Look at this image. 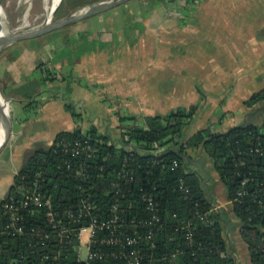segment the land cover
<instances>
[{
  "label": "trees",
  "instance_id": "1",
  "mask_svg": "<svg viewBox=\"0 0 264 264\" xmlns=\"http://www.w3.org/2000/svg\"><path fill=\"white\" fill-rule=\"evenodd\" d=\"M94 1L98 0H62L58 8L67 4L71 12ZM7 49L4 52H8L10 60H14L22 51L20 42ZM41 67L42 64H39L36 69ZM44 71L45 76L37 84L29 82L19 87L24 90L25 98L40 94L39 86L46 80L55 79L52 76L54 70L45 68ZM0 92L8 98L1 83ZM262 99L264 89L253 93L246 102L250 105ZM65 107L71 109L69 104H65ZM198 108L197 105H190L172 109L165 114L143 116L140 121L123 126L117 139H113L107 132L99 131L93 124L87 129L78 125L72 131L59 132L54 141L65 136L89 137L99 145L102 154H109L108 159L102 162L104 169L101 175H97L91 182L82 183L85 191L77 188L80 181L65 178L57 172L54 163L61 158L58 157L59 153L53 152V146L32 151L14 175L8 193L0 199V264L91 263L77 260L75 240L60 251L52 241L36 246L32 252L26 240L6 235L3 228L7 218L2 213V203L8 195H18L22 188H27L46 165L48 168L44 174L51 180L44 183V189L52 195L53 204L61 207L76 195L89 194L102 211L109 213L111 205L117 200L114 183L122 180L116 172L128 154V149L135 152V161L139 160L140 166L132 164L134 180L124 181L122 191L125 197H119L118 204L127 207L131 203L130 216L138 213L148 215L140 197V188L144 187L153 192L159 201L164 220L163 228L153 238L155 247L150 250L151 264H238L231 251L232 243L222 223L221 213L214 208L212 195L199 173L189 166L192 158L190 151L193 149L202 150L219 174L238 221L240 237L248 248L250 264H264V120L259 124L234 126L226 132L204 127L187 135L186 129ZM72 114L79 116L75 112ZM251 147H258L260 151L250 152ZM173 160L178 161V166L171 169ZM241 161H245V165H241ZM244 177H248V180L242 186ZM181 180L188 186V192L180 189ZM243 189L245 194L237 195ZM173 212L177 213L176 217L172 216ZM187 221H191L194 226L191 240L185 238L181 229ZM176 226L181 230L176 231ZM21 252L27 255L25 259H19ZM56 252L57 258H53ZM44 253H48L50 258L45 259Z\"/></svg>",
  "mask_w": 264,
  "mask_h": 264
},
{
  "label": "crops",
  "instance_id": "2",
  "mask_svg": "<svg viewBox=\"0 0 264 264\" xmlns=\"http://www.w3.org/2000/svg\"><path fill=\"white\" fill-rule=\"evenodd\" d=\"M227 1L230 6H225V14L232 13V16L238 22L241 21V17L239 16L242 14V22H244V26H249L248 22H250V20L245 18L247 14L250 13V15L252 14L255 16V21L253 20L254 26L249 27L250 29L247 34V38H244L243 41L240 42L242 45V51L238 48L237 52L239 55L236 56V59L235 57L232 58V61H237V66L234 65V70L241 67L242 71H244L242 78L249 79V84L246 83L248 85L247 87H251L253 85L256 87H263L264 0ZM170 2V4L159 3L158 5L154 4L142 6L125 4L122 8L118 6L119 8L115 7L111 10L109 9L104 14H100L97 17V25H94L95 23L92 22V18H90L91 16L75 22V24L82 25L78 26L76 29H74L72 25V33H78L83 36L82 42L84 43V41L87 40L89 45L86 47L90 46V49H87L85 46L82 47V43L77 46L79 51L75 55L67 53L59 57L47 58L46 64L44 65L45 67H41L43 73L38 76H35L34 70L37 68V59L40 58V56L33 50H25L24 48L14 60L9 59L7 51L0 54V83L8 95V98L11 99V102L28 100L24 99V90L19 87L29 82L37 84L40 78L45 76V68H51L55 72V74L52 75L55 77L54 80H46L45 83L39 86V91L41 92L40 94L49 93V98L39 109V111L43 113V116H40L38 120L34 121L28 120L27 118L23 121H20L21 119H19L16 128L13 123V131L8 144V147L10 146L12 149V165L5 187L0 191V199L8 193L14 175L24 165L30 153L37 148L50 146L59 132L72 131L78 125H80L82 129H87L91 124L96 122L98 124L102 123L101 125L103 128H106L107 130L108 124H104L109 121L107 118H111L110 121L116 120V123L119 124L116 119L119 115L113 114L110 117H107L109 115L108 112L110 107L103 105L102 102L99 103L97 108L93 111H88L89 115L87 122L83 119V121L77 123L70 117L69 112L64 107L63 99L65 97L70 99L71 97H69V95H64L62 92L63 88L69 87L68 90L70 91V86L72 84L78 86L80 88L79 91L76 89L74 91L73 88L72 94H74V99H76L79 104L82 103L83 106H86L88 102L87 94L89 95L97 90L99 93L106 92L104 90L106 89L111 91L113 94H118V97L120 94L132 95L133 89L131 88H134L137 83L140 88L138 89L139 91H137L139 94L136 93L138 98L137 102H140L141 100L149 102L152 99H157L156 94L162 95L163 92H165L168 96L176 94V90H159L158 88L162 81H160L158 76L159 80L153 81V86H149L151 83L149 78L150 75L147 77V79L149 78L148 80L145 78L141 82H134V75L140 73L142 74L145 69H150V67L152 68L157 60L175 59L177 56L181 55L180 50L186 52L185 48L187 43L184 34L195 30L201 21L200 15L203 12L206 13L210 9V5L201 6L199 8L194 6L190 8V6L185 5H171L173 0ZM251 6L253 7L251 8ZM213 13L215 16V12ZM227 19L228 18L225 15V34L229 32L230 28ZM256 21L258 23H256ZM92 28H94L93 31L91 30ZM96 41L99 43L97 47H95ZM22 43L20 44L21 46L25 45ZM117 44L121 46L118 48ZM113 48L120 51L122 61L117 60V54L113 55L112 53H104L105 51L112 50ZM242 52H244V56L246 54V57H242L240 55ZM135 60H141L143 65L141 72L133 74L128 62H133ZM245 67L246 69H250L249 72L246 71ZM174 71H166L165 74L162 75V77H164V81L166 79L165 77H169L171 79H166V82L163 81L164 83L169 84L171 82L172 84H175V79H173V77H175L176 72ZM117 75L119 77V81L117 80ZM235 76H237V78L241 77L236 74ZM234 78L235 77H233L231 83L228 84L227 90H225L226 94H228V90L232 88V84L238 82V79L236 81ZM253 78L254 84L251 85V80ZM117 82V85L119 86L116 87L115 84ZM175 88L178 90V87ZM253 88L257 89L255 87ZM193 89L195 90L196 88L193 86ZM254 89H251L250 92L255 93ZM191 90L189 89V91ZM198 92L200 93L199 101H201V99H206V101L208 100L207 94L203 91V94L201 91ZM60 96H64V98L62 97L63 101H61ZM97 100L100 101L101 99ZM128 102L130 103V107H126V110L139 116L138 113H134L135 109H137V104H134L133 101ZM152 103L153 102H150L146 108L143 109L145 111L140 114H165L153 111L154 108ZM241 104L244 105V103ZM237 105L238 106H233L229 105V103L225 105V125L222 123L218 128L213 130L226 132L234 126L246 123L259 124L264 120L263 117L262 119L259 117V110L264 108L259 106L261 104H254L253 106H248L246 108L241 107L239 104ZM176 107L173 109H176ZM169 108L170 109L168 111L172 110V107ZM102 109H105V112L101 111ZM57 115L59 117L61 116V118H58ZM55 118L58 119L55 120ZM132 122H134V120L130 119V123ZM29 123L30 126L28 127ZM190 167L199 173L206 187L209 189V194L212 195L214 208L218 209L221 213L222 223L226 228L228 237L231 240V251L234 252L237 263L250 264L248 248L240 237L238 221L232 212L231 204L227 199L223 183H218V189L219 191H222V195L220 199H217L214 197L215 184H208L205 176L200 173L199 169L195 165Z\"/></svg>",
  "mask_w": 264,
  "mask_h": 264
},
{
  "label": "rangeland",
  "instance_id": "3",
  "mask_svg": "<svg viewBox=\"0 0 264 264\" xmlns=\"http://www.w3.org/2000/svg\"><path fill=\"white\" fill-rule=\"evenodd\" d=\"M170 1L171 0H129L127 2H131L130 4L132 5L142 6L154 4L158 5L159 3L170 4ZM125 4L126 2L115 7L119 6L120 8H122ZM171 5H185L190 6V8L194 6L199 8L201 6L210 5L209 11H207L206 13L203 12L200 15L201 21L199 22L198 27H196L195 30L186 32L184 34L187 44L186 48H183L186 49V52L180 50L181 55L177 56L175 59H162L160 61L157 60L152 68L150 67V69H145L144 67L145 70L142 72V74H136V72H141L143 65L141 60L128 62V64H130L129 67L130 69H132L131 71H133V74H136L134 75V82H141L145 78L146 80L150 78L151 83L149 86H153V81H157L159 80V78L160 81L163 82L164 77H162V75L165 74L166 71L173 72L175 70L174 72H176V75L175 77H173V79H175V84H172L171 82L169 84L164 83L166 82V79L171 80L169 77H165V81L163 83H160L158 89L162 91L176 90V94L168 96L165 94V92H163L162 95L156 94L157 99H152L149 102H145L143 100L137 102L138 98L136 96V93H138L137 91H139L138 89H140L137 83L134 88H131L133 89L132 95L120 94L118 97V94H113L111 93V91L106 89H104L106 92L99 93L97 90L96 92L90 93L89 95L87 94L88 102L86 106H83L82 103L79 104L77 100L74 99V94H72L73 88L74 91L75 89L79 91L80 88L78 86H75V84H72L70 86V91L68 90L69 87L63 88L62 91L64 95H69V97L71 98H64V96H60L61 98L59 97L61 101L64 100V107L65 104H69L71 106L70 110H67L65 107V109L69 112L71 118H73L77 123H80L81 121H83V119L85 122H87V118L89 115L88 111H93L95 108H97L98 104L102 102L103 105H107L108 107H110L108 112L109 115L107 117H110L113 114L119 115L116 117L119 124L116 123V120L110 121L111 118H107L109 121L106 123L103 122L104 124H108L107 130L106 128H103V126L101 125L102 123L98 124L96 122L93 123V125H95L99 129V131H102L104 133L107 132L112 135L113 139H117L122 132L123 126L133 124L135 121H140L143 116H146L140 113H143L145 111L143 109H145L150 102H153V111L157 113H167V111L170 109L169 107H172L171 109H173L176 106L189 107L190 105L195 104L199 107V110L197 111V114L195 115L193 121L186 129V134L190 135L200 128L211 127V129H215L218 128L222 123H224L223 125H225V105H227V103L233 106H238L237 104H239L244 108L253 106L254 104H261L259 106L261 108L264 107V99L250 105L246 102V99L248 100L254 93L250 92L251 89H254L253 87L257 88L254 90L255 92H258L264 89V86L256 87L255 85H253V78L251 80V85L253 86L247 87V84H249V79L242 78V76L244 75V71H242L241 67L234 70V65L237 66V61H232L233 57H235L236 59V56L239 55L237 49L239 48L242 51V45L240 44V42H242L244 38H247V34L250 29L249 27L254 26L253 23L255 21V16L252 14L250 15V13L247 14L245 18L249 19L250 22H248V27L244 26V22H242V14H240V16L238 14V16L241 17V21L239 22L235 20V18L232 16V13L225 14V6H230L227 0H173V3ZM211 5L214 6V9ZM252 7L253 6H251V8ZM106 11L92 15L90 17L92 18V22L95 23L94 25L98 24L96 23L98 22L97 17L100 14H104ZM43 12L44 0H0V24L2 29L6 30L7 32H9L16 25L22 24L25 21L27 22V25L23 24V27L20 30L31 29L38 26L44 20ZM213 12H215V16ZM69 13L70 10L66 4L61 9L58 8L56 10L51 21L64 17ZM225 15L228 18L227 20L230 26L229 32L227 34H225ZM256 23L258 22L256 21ZM72 25L74 29H76L82 24L79 25L70 23L60 29L47 32L38 37L19 41L20 44L22 42H24L22 44H25L20 46L22 50L25 48V50H33L35 53H37L40 56V58L37 59V65L42 64L43 67H45L44 65L46 64L47 58H55L67 53L75 55L79 51L77 49V46L83 43V36L78 33H72ZM91 30L93 31L94 28H92ZM17 43L18 42H16V44ZM13 44L4 47L1 53L4 52L7 48H12ZM98 44L99 43L96 41L95 47H97ZM88 45V41L86 40L82 44V47H86ZM117 46L119 48L121 45L117 44ZM86 48L90 49V46ZM235 51L237 52V54ZM104 53H112L113 55L117 54V60H121L122 58L120 51L116 48L107 50ZM243 53L244 52L240 54L242 57L244 56ZM244 57H246V54ZM249 70L250 69L248 68L246 69L247 72H249ZM34 71L35 76L41 75L43 73L40 68ZM167 73L170 74L169 72ZM235 74L240 75L241 77L237 78ZM149 75L150 77L147 79ZM233 77H235L234 79L236 81L238 79V82L233 83L232 88H230L228 90V94H226L225 90H227V86L231 83ZM117 80L119 81L118 75ZM117 84L118 82L115 84L116 87L119 86ZM193 86L198 91H203L205 94H207L208 100L206 101V99H201V101H199L200 93L196 89L194 90ZM175 87H178V90ZM189 89L192 90L189 91ZM62 97L64 98L63 100ZM48 98L49 93H44L37 95L35 94L31 96V98H24L31 99L32 101H10L9 111L10 116H12L13 119L14 127H17V122L19 119H21L20 121H23L25 118H27L28 120L34 121L38 120L40 116H43V113H41L39 109L41 108V105L47 101ZM97 99L101 100L98 101ZM128 101H133L134 104H137V109H135L134 113H138L139 116H137V114H132L128 112V110H126V107H130V103ZM241 103H244V105H242ZM101 111L105 112V109H102ZM72 112L77 113L79 116H73ZM259 115L261 119L262 117L264 119V108L259 110ZM57 117L61 118V116L59 117L58 115ZM120 117L124 118L121 119ZM58 118H55V120H57ZM130 119L134 120V122L130 123ZM29 126L30 123L28 127ZM8 144L9 141L6 144L5 148L0 152V191L5 187L6 181L8 180L7 177L10 174L9 172L12 165V149L10 146L8 147ZM190 154L192 155V158L190 159L189 166L195 165L199 169L200 173L205 176L208 184H215L214 197L220 199L222 191H219L218 183H220L221 181L211 159L208 158V156L200 149H193L190 151ZM83 239L84 241L87 240L86 233L83 234ZM85 252L86 250L83 247V254H85Z\"/></svg>",
  "mask_w": 264,
  "mask_h": 264
},
{
  "label": "built area",
  "instance_id": "4",
  "mask_svg": "<svg viewBox=\"0 0 264 264\" xmlns=\"http://www.w3.org/2000/svg\"><path fill=\"white\" fill-rule=\"evenodd\" d=\"M50 146H53V152L59 153L58 157L61 158L54 163L57 172L65 178L80 181L77 185L80 191H85L82 183L91 182L97 175H101L104 169L102 162L109 157V154H102L99 145L89 137L65 136L53 140ZM249 151L258 153L260 148L251 147ZM134 155L135 152L128 149V154L116 172L122 182L116 180L114 183L117 200L111 205L109 213L102 211L89 194L76 195L69 203L57 207L52 202V195L44 189V183L51 180L45 175L48 168L45 165L27 188H22L18 195H8L4 198L2 213L7 221L3 232L10 237L26 240L32 252L36 246L52 241L58 245L60 251L75 240L78 261H89V264H151L150 250L155 247L154 235L164 226L159 201L153 192L141 187L140 197L148 215L138 213L130 216L131 203L127 207L118 204L119 197H125L122 191L124 181L134 180L132 164L136 163L135 167L140 166ZM245 163L240 162L241 165ZM177 166V160L170 164L171 169ZM247 180L248 177H244L241 185L244 186ZM180 189L184 192L189 190L182 180ZM245 192L244 189L240 190L237 195H243ZM172 216L176 217L177 213L173 212ZM181 229L186 239L193 238L194 226L191 221L183 223ZM181 229L176 226V231ZM84 233L87 234L86 241L83 239ZM19 255L20 260L27 256L23 252ZM57 256L58 252L53 258ZM44 258H50V255L44 253Z\"/></svg>",
  "mask_w": 264,
  "mask_h": 264
},
{
  "label": "water",
  "instance_id": "5",
  "mask_svg": "<svg viewBox=\"0 0 264 264\" xmlns=\"http://www.w3.org/2000/svg\"><path fill=\"white\" fill-rule=\"evenodd\" d=\"M127 1L129 0L94 1L91 3L85 4L83 6H80L79 8L71 11L66 16L58 18L54 21L43 20L38 26L34 28L26 29V30H18L10 34L7 33L6 35L0 37V54L4 47L9 46L13 43L26 40V39H32L34 37H38L47 32L60 29L67 24L78 22L86 17L109 10ZM61 2L62 0L57 5L56 10L60 6ZM0 97L3 98V101L5 103L11 101V99L5 98L1 92H0ZM6 108H7L6 105L0 101V130L1 129L3 130V140L0 143V152L5 148L12 134V131H13V119H12V116H10V112H8Z\"/></svg>",
  "mask_w": 264,
  "mask_h": 264
},
{
  "label": "bare ground",
  "instance_id": "6",
  "mask_svg": "<svg viewBox=\"0 0 264 264\" xmlns=\"http://www.w3.org/2000/svg\"><path fill=\"white\" fill-rule=\"evenodd\" d=\"M60 1L61 0H44V12H43V14H44V20H47V21H51L52 20V17L54 15V12H55V10L57 8V5L59 4ZM24 16H26V15H24ZM23 24H26L27 25V22L25 21L22 24L16 25L9 32H7L6 30L2 29V27L0 26V37L6 35L7 33L10 34V33H13V32H16V31L20 30L23 27ZM0 101L6 105L7 111L10 112L9 111L10 110V108H9V102L5 103L3 101V98H1V97H0ZM2 140H3V130L1 129L0 130V143L2 142Z\"/></svg>",
  "mask_w": 264,
  "mask_h": 264
}]
</instances>
